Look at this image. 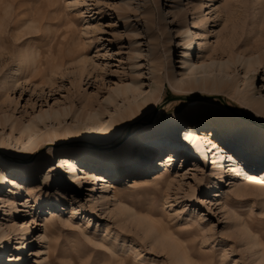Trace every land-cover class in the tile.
I'll list each match as a JSON object with an SVG mask.
<instances>
[{"label":"rangeland","instance_id":"rangeland-1","mask_svg":"<svg viewBox=\"0 0 264 264\" xmlns=\"http://www.w3.org/2000/svg\"><path fill=\"white\" fill-rule=\"evenodd\" d=\"M202 2L204 0H0V101L7 104L10 121L15 120L13 129L9 125L0 128V159L3 160L0 169L6 172V177H10V173L17 175L19 182L5 185L0 192V197L6 200L5 203L0 201V235L3 236L0 250L4 252V262L0 264H42L44 257L47 264H174L154 241V235L159 238L163 233L172 238V246L184 264H264V170L254 165L260 163L252 164L253 157L241 156L249 159V162L244 161L237 153L235 162L228 161V153H223L221 161L216 163L211 162V155L204 161L191 159L182 149L183 130L176 129L177 139H172L167 131L162 130L163 134L158 135L153 132L157 127L169 129L165 123L168 115L192 107L191 102L195 101L212 102L229 116L263 128L264 133V122L244 119L239 110L253 114L241 98L231 95L245 90L246 85L240 83L238 90L231 86L220 93L177 92L168 85L167 58L177 78L179 67H185L181 33L193 30L189 27L194 7ZM214 2L215 7L223 9L216 11L212 7L205 11L209 12L211 20L206 32L208 45L232 42L236 57H257L264 63V0ZM167 44L172 46L170 52L165 48ZM27 50L38 54V60L44 57L45 66L56 65L63 58L64 66L54 74L63 80L66 89L77 79L81 65L89 69L97 67L105 76L95 77L91 87L83 85L77 95H68L63 89L56 97L36 100L34 93L44 83L36 75L35 65L27 66L22 56ZM195 52L193 62L198 58V51ZM263 70L256 74L252 90L248 87L252 92L259 90ZM238 71L242 78L244 71L241 68ZM138 72L145 85L143 97L138 101L146 97L149 103L146 108L142 106L134 118L116 123L118 131L106 143L85 144L77 136L78 132H71L70 126L74 130L92 127L80 117L77 123L67 119L62 126H43L34 137L56 131L57 138L51 144L40 143L32 153L18 158L11 156L10 149L21 150L27 142L20 128L30 119L44 111L68 107L77 99H92L99 94L102 100L114 88L129 83L130 75L138 76ZM153 72L163 78L158 94H153L155 84L150 78ZM12 81H17L14 88ZM9 88L13 89L8 91ZM44 92L48 93V89ZM82 103L74 104L76 111L81 109ZM2 115L0 112V117ZM206 129L215 130L209 126ZM223 132L231 133V128ZM224 138L220 140L226 143ZM127 139L128 152L136 143L131 149H134L131 158L114 165L97 164L94 168V173H105L107 181L111 182L113 188L108 196L115 193V199L103 206L96 203L97 197L103 194V182L77 178L88 171L90 168L86 167L92 163L76 164V181L73 182H67L68 175L58 167L63 150L84 146L102 151L115 149ZM231 139L229 135L228 140ZM153 141L162 144H156L148 158L143 159L144 148L150 149ZM260 144L257 151L264 156V139ZM219 152L216 150L215 154ZM168 154L174 160L167 169H161L162 158ZM9 163L31 166L24 171L15 170L8 168ZM246 173L262 180V187L241 191L246 188ZM60 176L64 181L57 183L54 179ZM171 185L172 190L168 192ZM21 222L31 225L27 235L31 236V241L25 244L24 253H19L24 232ZM148 225L153 226V232L147 231ZM247 232L253 236L250 240L255 241L254 246L247 240ZM7 235L12 237V244L11 249L5 250ZM41 236L45 239L41 240ZM259 255L262 256L260 261Z\"/></svg>","mask_w":264,"mask_h":264},{"label":"bare ground","instance_id":"bare-ground-1","mask_svg":"<svg viewBox=\"0 0 264 264\" xmlns=\"http://www.w3.org/2000/svg\"><path fill=\"white\" fill-rule=\"evenodd\" d=\"M124 4L127 5V2H125ZM215 5L216 2H214V0H204V2L194 7L195 11L193 13L194 15L191 22L192 25L191 27H189L193 28V30L190 31V29H187L181 33V45L184 46L183 63L185 64V67H179L178 77L176 78L175 74L171 70L169 59L166 57L167 61L165 78L168 82V85L172 87L174 91L188 93L193 91L198 92L202 90L220 93L231 86H234L235 90H238L240 83L241 85H246L247 88L245 90L243 89L240 92L235 91L231 95L234 94L233 96L236 97L237 95L239 98H241L242 101L245 103V107L253 115L245 113L244 110H239L240 112L238 113L242 114L241 116L245 117L244 119L246 120L250 121L251 118H256L257 120H262L264 122V63H261V61L257 57H253L252 59H240L236 57V55H233L234 43L232 42H228L226 45H208V42L206 41L208 35L206 34V32H208V27H210L208 26V24L211 20L208 16L209 12L205 13V11L211 9L212 7H215ZM221 8L223 9L222 6H216L213 9L216 11H222ZM171 47L172 46H170L169 44L166 45L165 48L167 52L171 51ZM195 50L198 51V58L196 62H193V58L196 54ZM22 56L25 59L26 63H28V67L32 68L35 65L34 68H37L38 70V74L36 75L40 78V81L44 83V85L39 88V91H36L34 93V98L36 100L44 101L46 100V98H49L51 96L56 97L59 91L66 89L64 87L65 85L63 84V80L56 78L54 74L61 66H64L65 63L63 58H60V61L56 65L51 64L49 66H45L46 59L44 57H41V59L38 60V54L34 53L33 51L27 50ZM189 56H192V59H190ZM52 61L54 63V58ZM83 62H86V60L83 59ZM78 68L79 69L76 76L77 82H75V80L74 83H70V87L66 89L68 95H77L78 90H80L83 85L91 87L93 86V84H95V77L100 78V76H105L100 72L97 67L94 66H92V69H89L85 65H81ZM239 68L244 71L242 78L240 77L238 71ZM262 70L263 72H261V86L256 93L252 92L251 88L254 85L256 74L258 72L260 73V71ZM137 75L138 76L130 75L129 83L123 84L121 87L114 88L113 91H111L108 96L102 100L100 99L99 94H96L92 99H83V101H81V99H77V101H72L68 107L65 106L62 107L60 110L55 109L50 112L44 111L42 114H39L36 117L30 119L28 123L23 124L20 128V132L21 134H25L27 142L23 143V148L21 150L13 151L10 149V152H12L13 154L11 156L18 158L22 154L32 153L36 148H38L40 143L51 144V142L57 138L56 131L52 133L50 132L41 137H34L36 133L40 131L41 128H43V126H53V124H58V126H62L63 124H65L67 119H71L72 121H74V123H77L80 117H84V121L90 123L92 127L85 128L83 130L79 128L77 130H74L70 126L69 128L71 132H78L79 135L77 136H80V140L83 141V143L85 144L106 143L107 139L117 133L118 128L116 127V123L121 124L129 119L134 118L140 108H142V106L143 108H146L148 105L147 103H149V98L146 97H144L141 101H138L140 97H143L142 95L145 91V85L143 83V80L141 79V72H138ZM45 76H47L46 81ZM229 77L230 79H228ZM150 78L154 80L155 84L153 94H158L160 92L161 86H163V78L156 72H153ZM100 81L102 82V80ZM12 82L15 83L13 85L14 88L17 85V81ZM13 88H9L8 91H11ZM45 89H48V93L44 92ZM212 100L213 99H211L210 101ZM120 101H123V104H119ZM3 102L0 101V112H2L3 114L0 117V128L4 126L8 127L9 125V128L13 129L15 120L11 119L12 121H10V116L8 115V112L6 110L7 104ZM76 102H83L82 106L80 105L81 109L78 111H76V105H74ZM191 104L192 107L187 108L182 112H173L168 115L165 120V123L169 125V129L165 130L163 127H157L160 129L156 128L155 130L157 131L153 132L158 135L163 134V131H167L168 135H170L172 139H177L175 134L176 129L183 130L184 147L182 149H184V151L187 153V156H189L191 159H198L200 161H204L211 155V158H213V161L211 162L216 163L221 161L220 159L222 158L221 155L223 153H228L230 155V159L228 161L235 162V159L236 157L238 158V156L239 158H243L241 156H245V158L253 157L252 161L250 160L251 163H260V165H254L257 167V169L264 170V167H262L261 165V161L264 160V156H260L261 153L257 151L258 146L261 145L260 143L264 139L263 128L260 129L259 126L252 127L248 125L246 121H239L238 119L229 116L228 112H224L222 108L215 106L212 102L200 103L193 101L191 102ZM113 110H115L114 113H112ZM211 123L214 124L210 125ZM205 126H209L212 130H215L210 131L209 129H206ZM227 128H231V133L223 132V129ZM229 135L232 137L230 141L228 140ZM220 137H225L224 139L226 140V143H224V141L222 142V140H220ZM127 142H129L128 139L115 149L109 148L108 150L103 151L91 149L87 146H84L80 149L74 148L63 150L60 152L61 155L59 158L58 167L65 174L68 175V177L66 178L67 182H73V180L76 181V174L74 173V171L76 170V164L92 163L90 167H86L90 169H87L88 171L82 172L83 175L77 178H84L87 180H97L99 182H103V194L99 195L96 199V203H98V205L100 206H103L104 204L108 203V200L115 199V193H113L112 196H108L107 193L109 192V190L111 191V188H113V186L110 181H107V178L104 175L105 173H94V168L97 164H103L106 166L111 164L114 165L118 162L121 163V161H125L131 158L132 154H134V149H131L136 147V143L131 146L129 150V152L131 153L129 154V152L127 151ZM156 142L157 141H153L151 143L153 145H151L150 149L147 150L146 148H144L141 155L143 159L148 158L156 144H162ZM170 145H173V143H170ZM146 146H149V144H147ZM173 147L176 149H181V147H178V145H173ZM216 150H219L220 152L215 154ZM236 153L238 156H236ZM255 154L258 155L255 156ZM162 159L163 162L161 161V169H167L168 166L171 165V161L174 160L171 154L165 155ZM243 160L249 162V159L247 160L243 158ZM0 162L3 163V160L0 159ZM29 166L31 165H28L26 163L21 165H15L14 163L8 164V168L15 170H27ZM219 170L222 171V168H219ZM5 173L6 172H4V170L0 169V192L4 191L3 188L5 185H17L19 183L18 181H16L17 175L15 176L13 173H10V177H6ZM168 176L171 177V174H168ZM244 179L246 182L244 187L246 188H241V191H253L262 187V180L258 179L253 174H247ZM54 180L57 183H61L62 181H64L62 180L61 176L56 177ZM170 180L172 179L170 178ZM172 187V185L168 186V192L172 190ZM215 194H217V196H220L218 191H216ZM0 201H2V203L6 202V200L2 197H0ZM12 210H14L12 211L14 215L16 213V208ZM20 224L23 226L24 232L21 234L20 237L21 242H19V253H24V249L26 248L25 244L27 243V241H29V243L27 244H30L31 241V236L27 237L31 225L27 224V222H21ZM149 227V230L146 227L147 231L150 233L151 231L153 232V226ZM252 237L253 236H250V234H248L247 232V240L251 243V246H254L255 241L250 240ZM2 238L3 236L0 235V240ZM40 238L41 240L45 239V237L43 236H41ZM171 240L172 238L168 236L167 233L161 234V237L159 238L154 235V241H156L158 243V246L166 252V255L171 263L173 262L174 264H184L179 254L172 246ZM33 242L31 245H33ZM5 243L6 244L3 246V249H11L9 245L12 244V237L10 235H7ZM3 253L1 249L0 263L4 262ZM31 254L35 255V253ZM11 256L12 255H10V257ZM10 257L8 258V261L11 260ZM258 259L259 261L262 260V256L259 255ZM40 262L42 264H47L45 257L42 258Z\"/></svg>","mask_w":264,"mask_h":264}]
</instances>
